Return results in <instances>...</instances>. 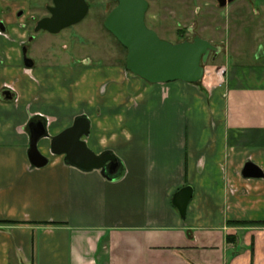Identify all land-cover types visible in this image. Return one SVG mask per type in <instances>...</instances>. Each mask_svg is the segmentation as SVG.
<instances>
[{
	"label": "crops",
	"instance_id": "obj_1",
	"mask_svg": "<svg viewBox=\"0 0 264 264\" xmlns=\"http://www.w3.org/2000/svg\"><path fill=\"white\" fill-rule=\"evenodd\" d=\"M32 8L0 0V264H264V177L243 174L264 173V86L245 83L263 68L153 84L89 57L38 60ZM81 117L88 147L118 158L110 179L52 151ZM187 186L184 218L174 198Z\"/></svg>",
	"mask_w": 264,
	"mask_h": 264
},
{
	"label": "rangeland",
	"instance_id": "obj_2",
	"mask_svg": "<svg viewBox=\"0 0 264 264\" xmlns=\"http://www.w3.org/2000/svg\"><path fill=\"white\" fill-rule=\"evenodd\" d=\"M87 2L90 11L81 22L65 28L58 34H47L45 40L40 39L42 34H46L45 31L35 32L39 43L32 46H35L37 59L52 62L60 58L64 60L66 53L69 55L66 61H73V58L78 66L84 65L81 59L89 57L94 66L101 70L115 68L127 72L128 52L105 27L107 17L117 3L113 0ZM252 2L260 7L264 0ZM29 3L33 7L32 12L42 17L46 14L44 6H47L50 0H29ZM215 3L214 0H149L147 25L156 31L161 39L171 43L191 41L196 33L220 47L218 58L212 59V54L206 63L205 78L199 84L204 81L217 83L219 76L223 74H227L225 80H229L237 73L243 81L246 73L263 68L262 81L245 83L264 86V55L257 57L258 52L264 51L263 27L261 24L257 27L258 17L252 11V6L244 8V0H238L227 8L219 9ZM27 24L31 30L36 29H33L34 22L28 21ZM179 30L186 33L185 40H180ZM64 45H68V48L64 49ZM33 55L32 50L28 52L29 58L32 59Z\"/></svg>",
	"mask_w": 264,
	"mask_h": 264
},
{
	"label": "water",
	"instance_id": "obj_3",
	"mask_svg": "<svg viewBox=\"0 0 264 264\" xmlns=\"http://www.w3.org/2000/svg\"><path fill=\"white\" fill-rule=\"evenodd\" d=\"M114 1L117 6L108 15L105 27L128 49L126 63L128 71L153 84L175 81L196 84L205 78V65L213 51L219 52L217 46L199 35L193 41L185 40L176 44L163 40L147 25L149 0ZM53 2L54 5L49 7L51 15L38 22L36 32L44 30L58 34L84 20L90 11L87 0ZM1 28L5 30V25L2 24ZM24 53L26 66L33 67V60L27 57V48L24 49ZM33 128L29 157L32 165L40 168L49 163L38 147L46 130L42 123L33 125ZM90 130L91 122L87 117L77 119L72 128L53 140L52 151L55 154H66L68 163L77 168L85 171L101 170L110 179L107 170L118 167V158L110 152L100 155L93 152L83 140V137L90 135ZM243 174L247 178L264 177L262 170L253 163L245 166ZM193 195L194 189L187 186L174 198V204L184 218L187 216Z\"/></svg>",
	"mask_w": 264,
	"mask_h": 264
},
{
	"label": "flooded vegetation",
	"instance_id": "obj_4",
	"mask_svg": "<svg viewBox=\"0 0 264 264\" xmlns=\"http://www.w3.org/2000/svg\"><path fill=\"white\" fill-rule=\"evenodd\" d=\"M114 1V0H113ZM216 3L215 4H217V6H219V9L221 8H227L228 7V5H232L233 3H235L236 1H238V0H233V1H230V0H214ZM115 2V1H114ZM244 2L246 3V6L244 7V8H246L247 7V9H248V7L249 6H252V11H254L255 12V15L258 17V19H257V23H256V25H257V27L259 26V24H261L262 25V27H263V35H262V37H263V39H264V3L263 4H260V7H257L256 6V4L255 3H253L252 2V0H244ZM116 3V2H115ZM223 3H226L224 6L222 5ZM54 5V2H53V0H50V3L47 5V6H44V8H45V10H46V14L44 15V16H42V17H40L39 19H35L34 18V20H32V19H30L32 22H34L35 23V26L37 27V24H38V22L40 21V20H42L43 18H46V17H49L50 15H51V11H50V9H49V7H52ZM117 6V5H116ZM243 8V9H244ZM241 12H242V9H241ZM20 13L22 14L23 13V15H24V11L23 12H21L20 11ZM191 28H192V26H191ZM190 28V29H191ZM108 30V29H107ZM192 30V29H191ZM190 30V32H192ZM109 31V30H108ZM181 30H179V32H180ZM110 32V31H109ZM111 33V32H110ZM112 34V33H111ZM179 35H180V33H179ZM196 36H198V34H196V33H194V36H193V38L191 39V41H193L194 40V38L196 37ZM34 39V37L32 38V40ZM184 40L186 39V38H183ZM180 40H181V36H180ZM211 42V41H210ZM212 44H213V42H211ZM213 45H215V44H213ZM215 46H217V45H215ZM218 47V46H217ZM219 48V52H212L211 53V55L213 54L214 56L212 57V59H217L218 58V56L220 55V53H221V49H220V47H218ZM262 48H263V46H262ZM211 55H210V58H211ZM264 55V51L263 50H261L260 52H258V54H257V57L258 58H260V57H262ZM209 58V59H210Z\"/></svg>",
	"mask_w": 264,
	"mask_h": 264
},
{
	"label": "trees",
	"instance_id": "obj_5",
	"mask_svg": "<svg viewBox=\"0 0 264 264\" xmlns=\"http://www.w3.org/2000/svg\"><path fill=\"white\" fill-rule=\"evenodd\" d=\"M180 33V36H181V40L184 38V37H186V33L184 32V31H180L179 32ZM114 36V35H113ZM118 40V39H117ZM119 41V40H118ZM120 42V41H119ZM120 44L127 50V52H128V49L120 42Z\"/></svg>",
	"mask_w": 264,
	"mask_h": 264
}]
</instances>
